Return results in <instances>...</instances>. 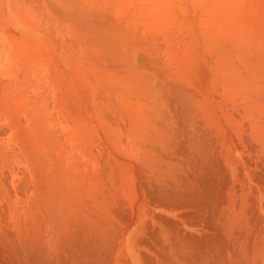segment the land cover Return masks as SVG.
I'll return each instance as SVG.
<instances>
[{
	"label": "bare ground",
	"instance_id": "bare-ground-1",
	"mask_svg": "<svg viewBox=\"0 0 264 264\" xmlns=\"http://www.w3.org/2000/svg\"><path fill=\"white\" fill-rule=\"evenodd\" d=\"M26 2L1 0L0 264H264V0Z\"/></svg>",
	"mask_w": 264,
	"mask_h": 264
},
{
	"label": "rangeland",
	"instance_id": "rangeland-1",
	"mask_svg": "<svg viewBox=\"0 0 264 264\" xmlns=\"http://www.w3.org/2000/svg\"><path fill=\"white\" fill-rule=\"evenodd\" d=\"M13 1H15V0H13ZM25 2H26V0H25ZM27 2H28V0H27ZM26 2V3H27ZM28 3H30V1L28 2ZM27 3V4H28ZM6 4H8V2L6 3ZM23 7H24V5H23ZM25 7H27V6H25ZM25 9V8H24ZM3 12V9H2V4H1V0H0V31L1 30H3V22L1 21L2 19H5L6 20V22H7V24L9 25V30H11L13 33H15L16 31H21V30H24V28L20 25V23L18 22V20H16L14 17H12L11 16V14H10V12H9V14H7V13H2ZM27 15H30L29 13L27 14ZM16 22H18V23H16ZM15 27V28H14ZM14 28V29H13ZM24 37V36H23ZM30 37V38H29ZM32 37V38H31ZM28 38L29 39H35L33 36H28ZM44 55H46L47 56V54H46V52L44 53ZM48 60V59H47ZM47 66H51V65H47ZM47 66H46V68H45V71L48 69L47 68ZM68 70V69H67ZM0 99H9V98H11L12 97V95H11V93L12 92H14L13 91V89H12V87H13V85H14V82H13V79H10V78H8L6 75H5V73L4 72H2L3 70L2 69H0ZM43 75H44V73H42ZM67 74H68V72H67ZM5 76V77H4ZM45 76H46V72H45ZM8 78V79H7ZM8 80V81H7ZM6 82V83H5ZM49 82V80H47V78L45 79H43V81H42V84H44L45 85V87H46V89H45V87H43L44 89H43V91L44 90H47V92H45V94L47 95V101L49 100V97H50V99H51V97L53 96V98L55 99V93H53V92H51V90L49 89V88H51V85L48 83ZM47 85H49L50 87L49 88H47L48 86ZM11 88V89H10ZM50 91V92H49ZM50 94V95H49ZM66 94V91L65 92H63V93H61V95L63 96V95H65ZM3 97V98H2ZM53 98H52V101L51 100H49L48 102H49V104L50 103H53L54 102V100H53ZM56 100V99H55ZM1 103V102H0ZM47 165V164H46ZM88 166V165H87ZM45 173L47 174L48 172H47V170L45 171ZM72 173V172H71ZM70 176V175H69ZM142 237V238H141ZM140 238L142 239V240H144L145 242L147 241L148 243H150L149 245H151L152 246V248H154V246H155V241L153 242V240L152 239H149L146 235H144V234H142V235H140ZM139 250H140V252L142 253V254H144V255H146V254H148L149 252L146 250V248L144 247V245H143V243H141L140 244V246H139Z\"/></svg>",
	"mask_w": 264,
	"mask_h": 264
}]
</instances>
